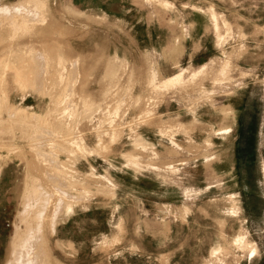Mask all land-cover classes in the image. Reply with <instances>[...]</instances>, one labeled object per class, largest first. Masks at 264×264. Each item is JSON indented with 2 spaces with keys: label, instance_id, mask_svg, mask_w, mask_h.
I'll return each mask as SVG.
<instances>
[{
  "label": "rangeland",
  "instance_id": "rangeland-1",
  "mask_svg": "<svg viewBox=\"0 0 264 264\" xmlns=\"http://www.w3.org/2000/svg\"><path fill=\"white\" fill-rule=\"evenodd\" d=\"M0 264H264V0H0Z\"/></svg>",
  "mask_w": 264,
  "mask_h": 264
}]
</instances>
